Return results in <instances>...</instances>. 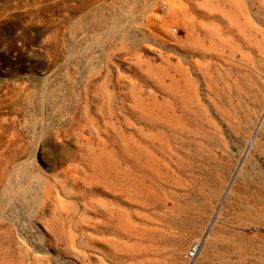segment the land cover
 <instances>
[{
  "label": "rangeland",
  "instance_id": "rangeland-1",
  "mask_svg": "<svg viewBox=\"0 0 264 264\" xmlns=\"http://www.w3.org/2000/svg\"><path fill=\"white\" fill-rule=\"evenodd\" d=\"M0 264H264V0H0Z\"/></svg>",
  "mask_w": 264,
  "mask_h": 264
},
{
  "label": "built area",
  "instance_id": "built-area-1",
  "mask_svg": "<svg viewBox=\"0 0 264 264\" xmlns=\"http://www.w3.org/2000/svg\"><path fill=\"white\" fill-rule=\"evenodd\" d=\"M196 252V249H193L192 251H190V255L193 256Z\"/></svg>",
  "mask_w": 264,
  "mask_h": 264
}]
</instances>
